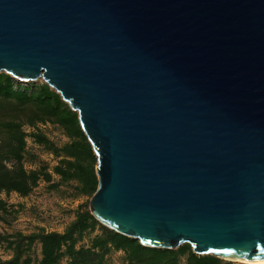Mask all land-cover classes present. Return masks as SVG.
<instances>
[{"label": "water", "instance_id": "obj_1", "mask_svg": "<svg viewBox=\"0 0 264 264\" xmlns=\"http://www.w3.org/2000/svg\"><path fill=\"white\" fill-rule=\"evenodd\" d=\"M0 74L77 115L100 225L264 261V0H0Z\"/></svg>", "mask_w": 264, "mask_h": 264}, {"label": "trees", "instance_id": "obj_2", "mask_svg": "<svg viewBox=\"0 0 264 264\" xmlns=\"http://www.w3.org/2000/svg\"><path fill=\"white\" fill-rule=\"evenodd\" d=\"M42 128L58 130L65 142L53 143ZM27 138L54 160L50 169L27 150ZM95 167L96 157L77 115L59 95L43 83L24 86L0 74V196L26 199L42 181L49 191L89 201L98 185ZM11 208L0 199L1 214H10ZM72 216L62 232L37 228L28 235L0 233V248L11 253L7 259L0 257V264H111L112 254L121 255V264H232L195 255L188 245L173 251L142 247L100 225L87 203Z\"/></svg>", "mask_w": 264, "mask_h": 264}, {"label": "rangeland", "instance_id": "obj_3", "mask_svg": "<svg viewBox=\"0 0 264 264\" xmlns=\"http://www.w3.org/2000/svg\"><path fill=\"white\" fill-rule=\"evenodd\" d=\"M38 83H42V81H38ZM21 84L26 86L28 83ZM42 130L53 143L61 145L65 142V139L58 130L53 128H42ZM27 150L35 154L38 160L45 163L49 169L54 165V160L42 149L34 145L33 142L29 141L27 143ZM26 167L28 168L29 164H26ZM0 199L6 202L10 208L12 207L8 215L0 213V233L4 235H14L16 232L28 235L37 228H43L47 232H62L72 220L74 209L81 204H89L87 199L73 201L68 195H61L60 193L49 191L42 181L26 199L19 198L14 194L9 196L1 195ZM33 251L34 256H38V247H35ZM10 254L4 248H0V257L2 259H7ZM110 263L121 264V255L112 254L110 256ZM231 263L239 264L236 262ZM62 264L66 263L63 262Z\"/></svg>", "mask_w": 264, "mask_h": 264}, {"label": "bare ground", "instance_id": "obj_4", "mask_svg": "<svg viewBox=\"0 0 264 264\" xmlns=\"http://www.w3.org/2000/svg\"><path fill=\"white\" fill-rule=\"evenodd\" d=\"M239 264H264V261H245V260H231Z\"/></svg>", "mask_w": 264, "mask_h": 264}, {"label": "built area", "instance_id": "obj_5", "mask_svg": "<svg viewBox=\"0 0 264 264\" xmlns=\"http://www.w3.org/2000/svg\"><path fill=\"white\" fill-rule=\"evenodd\" d=\"M29 130H30V129H28V128L25 129L26 132H29ZM29 141H31V139H30V138H27V143H28ZM31 142H32V141H31Z\"/></svg>", "mask_w": 264, "mask_h": 264}]
</instances>
